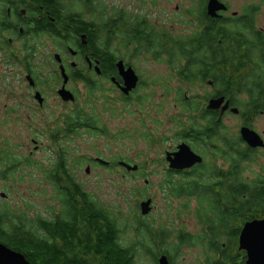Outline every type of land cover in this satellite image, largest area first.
Instances as JSON below:
<instances>
[{
	"label": "rangeland",
	"instance_id": "1",
	"mask_svg": "<svg viewBox=\"0 0 264 264\" xmlns=\"http://www.w3.org/2000/svg\"><path fill=\"white\" fill-rule=\"evenodd\" d=\"M94 1L98 6L89 13L80 0H62L67 10L81 13L86 20L99 21L101 12L104 14V6L106 15L102 19L112 15L114 9L123 10L128 16L138 15L145 18L155 29L168 30L173 36L195 31V14L198 9L204 8L207 2ZM227 2L229 9L223 14L235 16L244 0ZM232 12L236 14L232 15ZM254 28L264 31L263 7L256 14ZM99 36L103 39V34ZM61 44L60 40L55 38L46 40L33 65L38 90L45 96L42 105L28 96V81L24 69L5 62L6 58L0 55V151L2 155L7 156L3 161L14 157L20 162L16 171L8 173L5 178L2 177L1 171L6 168L0 164V209L8 210L12 216H23L27 220L37 217L51 218L59 213V192L51 175H46V171L54 167L56 155L63 147L73 178L95 200L97 206L114 218L120 230L119 242L134 250L136 264H155L152 258L155 245L147 241L149 236L144 229L141 228L139 232L135 230L140 222H145L154 233L165 235L159 250H165L164 247L171 250L170 264H210L209 260H217L218 253L210 252L203 244H188L187 241L179 243V235L190 233L196 239L195 234L205 233L207 229V224L200 221L197 215V195L173 196L162 184L168 177L165 172L167 162L164 159V151L179 142L176 135L179 130L177 122H182L183 128H188L191 121L196 119L191 117L197 115L184 111L183 106L175 101L176 90L178 89L181 95H198L199 99L203 100L204 94L212 87L207 84L189 87L176 78L173 71L176 65L156 60L148 53L134 55L133 58L128 52L130 46H125L122 40L117 38L112 41L116 55L125 63L131 64L142 80L141 88L134 93V101L121 100L119 92L105 78L94 76L98 89L92 94L90 101L87 99L88 89H85L82 81L70 82L69 86L77 93V107L83 113H93L99 131H80L68 138L60 135L59 140L55 142L53 136L57 135L56 129L60 127L71 107L56 93L61 78L58 77V64L54 54L58 53L67 64L71 60V56ZM83 65L84 62L79 60L78 66ZM143 94L146 95L143 97ZM222 118L221 128L224 134L237 137L240 114L235 115L228 111ZM252 124L256 130L264 129V114L254 118ZM195 149L205 155L208 164L213 161L215 165L228 166L221 157L212 160L207 149L199 146ZM96 159H102L108 164L99 163ZM116 161L137 165L138 169L127 170L113 164ZM87 165L88 171L85 170ZM263 168L264 148L242 164V175L248 178L247 180H254ZM179 178L181 176H171L173 181ZM147 198L151 199V209L142 215L139 203ZM174 247L176 253L173 251Z\"/></svg>",
	"mask_w": 264,
	"mask_h": 264
},
{
	"label": "trees",
	"instance_id": "2",
	"mask_svg": "<svg viewBox=\"0 0 264 264\" xmlns=\"http://www.w3.org/2000/svg\"><path fill=\"white\" fill-rule=\"evenodd\" d=\"M80 1L89 13L98 6L94 0ZM221 1L229 7V0ZM6 7L16 14L19 9L28 14H39L37 25L48 27L45 31L58 40L63 39V33L67 34L68 27L71 32H86L88 43L92 45L91 57L100 53L108 60V66H103L105 75L115 72L112 41L119 34L125 45L135 40L140 50L152 58L176 65V73L188 84H201L206 78L210 79L214 96L228 98L230 105L239 109L241 118L252 119L264 111V31L254 28L256 14L264 8V0H244L235 16L210 17L205 7L200 8L195 14L196 30L180 36H173L168 30L155 31L149 22L146 26L144 22L132 24L130 16L123 10L114 9L104 20V6L99 21L86 20L81 13L67 10L62 0H0L1 20L5 17ZM2 28L0 25V31ZM99 34H103V39ZM83 77L78 75L73 79L83 80L88 91L95 92L98 86L94 79ZM183 100L184 111L197 113L191 118H200L193 119L188 128L183 129V136L196 144H204L203 147L209 145L211 156L228 161L229 169H219L215 162L201 163L184 174V181H173L171 176L178 171L167 170L168 177L162 184L173 196L197 195L198 218L207 224L205 233L195 234L196 239L190 233L179 235V243L197 242L216 254L224 252L225 247L220 244L225 240L232 242L243 222L264 216V177L243 178L242 164L253 157L252 150L242 145L239 136L224 134L216 110L205 106L199 109L191 105V101ZM84 116L80 108L67 117L65 115L56 129L57 135L53 136L55 142L60 135L68 138L79 133ZM94 118V115L86 118L85 127L89 133L99 131ZM5 157L6 154L2 155L0 151V164L6 168L1 171L4 178L15 172L20 163L14 157L3 161ZM46 175H51L59 192V213L51 218L27 220L0 209L1 243L23 253L32 264H136L134 250L119 242L120 230L114 218L97 206L73 178L63 147L56 155L54 167L48 169ZM141 228L149 236L147 241L155 245L154 263L159 254H165L170 262L171 250L165 247V250H159L165 235L154 233L145 222H140L135 230L139 232ZM209 263L226 264V258L222 254Z\"/></svg>",
	"mask_w": 264,
	"mask_h": 264
},
{
	"label": "flooded vegetation",
	"instance_id": "3",
	"mask_svg": "<svg viewBox=\"0 0 264 264\" xmlns=\"http://www.w3.org/2000/svg\"><path fill=\"white\" fill-rule=\"evenodd\" d=\"M5 10H6V14H5L4 19H2V20L0 19L1 20L0 25L3 27L2 28L3 30L0 31V55L3 58H6L5 62L11 63L15 66H20L21 69H24L25 78L27 81H28L27 76H29L31 78V81L33 84H30L28 81V87H27V89L29 91L28 96L31 99H35L34 94L36 92H39L40 95L42 96V98L44 97V99H45V96L43 95V93L38 90L37 78L33 74V65L35 64V60L39 56V50L41 49V47L44 46L45 41L50 40L51 38H54V37H53V35H51L45 31V30H49L48 27H46V28L41 27L40 28L37 25V18L40 16L39 14L33 15L30 13L31 14L30 15L24 9H19L17 11V14H16L14 11L12 12L11 8H9V7H6ZM137 16L138 15L130 16L129 19H130L131 23L132 24H141L142 22H144L145 23L144 26H146V22H148V21L145 18H140L139 16L138 17ZM136 21H137V23H135ZM68 29H69V31L67 32V34L63 33V35H64L63 39H59L60 42L62 43L61 44L62 48L65 50V52L67 54H69L71 56V60H69L68 64L66 62H64L63 58L60 56V58H61L60 63L63 65L64 71L68 77L67 81L65 83V88L73 96V100L72 99L62 100L64 103L71 105L69 112L66 113V117L71 115L72 113H75L78 109V107H77L78 105L76 103L77 98H78L77 93H76V90L72 89L69 86L70 82H73L75 80L76 81L77 80L82 81L85 89L87 90L86 83L81 79H73V76L80 75V76H84L83 78H89L90 77L93 79H94V76H95V78H97V77L105 78L106 80H109L111 82L112 87L119 92V94L122 98L121 100H123V101H134V93L137 90H139L142 86L141 85L142 84L141 77L138 74V72L135 70V68L132 67L131 64L125 63L122 59H120L116 55V50L113 48L114 56H115V61H113L114 65L116 64V62L118 60H122L123 63L125 64V66H131L132 67V69L134 70L135 74L138 77L136 86L132 90H130L128 92V94H124L120 90V85L123 84V81L117 72L116 66H115L114 74L105 75L103 73V66H108V64H107L108 60L106 58L104 59L100 53L97 56H95L94 58L91 57L92 45H90L88 43V39H87L88 37H87L86 32L77 33L74 31L71 32L70 27H68ZM154 30L157 31L159 29H155V27H154ZM118 35L119 34H117L115 39L120 38ZM99 38H100V36H99ZM115 39H113V41H115ZM68 43H70V44H68ZM128 45L130 46L129 47L130 50L128 49V52H129L130 56H132L133 58L135 56H139L140 54L142 55V54L147 53L145 51L140 50V48L137 45V43L135 42V40L131 41V42H127V45H125V46H128ZM73 59H75V61ZM79 60H82L84 62L83 66H78ZM95 66L97 67V69L95 68ZM58 71H59L58 77L61 78V84L58 87V89H59L62 86V82H63V79H62V76H61L60 70H59V64H58ZM173 71H174L177 79L186 83L176 73L177 66H174ZM87 76H89V77H87ZM95 84H96V82H95ZM186 84L189 87L196 86V85L201 86L203 84H207V85L211 86L212 89L209 92H207L206 94H204L203 100H200L198 95H196L195 97L188 96L187 94L181 95L180 91L177 89L175 94H174L175 101L180 103V105H182V106L184 105L183 99H185L186 101H191V105H193V106L204 105L206 107L207 102L210 99L223 96V95H215L214 96V87L211 84L210 79H207V78L201 84H193V85L188 84V83H186ZM189 87L187 88V90H189ZM58 89L56 90V93H57V96L60 98V96L57 92ZM88 92H89V98L87 97V99H88V101H90L92 94L94 92H90V91H88ZM145 95L146 94H143V97ZM224 99L228 100V102H229V99L226 98L225 96H224ZM229 106H231L230 102H229ZM212 110H216L218 112V119H219L221 125H222L223 115L228 111L230 112V110H228V109H226L224 112H221L220 108L212 109ZM89 113L86 114V112H85L84 113L86 115V116H84L85 118H81V119L86 121V118H90L93 115V113H90V114ZM230 113H232V112H230ZM262 114H264V111L259 113L257 116L262 115ZM235 115H239V111ZM257 116H255L254 118H256ZM64 118H65V116H64ZM254 118H252V119L250 118L251 120L246 119V118H240L241 121H240L239 130L241 127H247L248 129L255 131L262 138V140L264 142V129H262L260 131L254 129L253 124H252V120ZM196 119H200V118H196ZM94 120H95V118H94ZM85 121L83 122V126L81 127L80 131H84V132L87 131V128L85 127ZM202 123H204V120H202ZM177 125H179V130H178L176 135H177V139L179 140V142H177L173 148H170L169 150H165L164 154L166 152L172 153V152L176 151L177 146L180 143H185L191 148V150L194 153L201 156V158H202L201 163H207L205 160V157H204L205 155L197 152L195 148H196V146H199L201 148H205L209 151L208 154L211 156L209 145H206L203 147L202 145H204V144H202V145L196 144L190 138L184 137L183 136V129H187V128H183L182 122H179V121L177 122ZM239 130H238L237 136H239ZM241 141L243 142L242 143L243 146H247L248 148H250L252 150L253 156H254L255 152L264 148V146L254 147V148L249 147L245 141H243L242 139H241ZM211 158H212V160L215 161L217 157L214 158L213 156H211ZM251 159H249V160H251ZM96 160L99 161V163H103L105 165L108 164V162L107 163L102 162V161H100V159H96ZM249 160H247V161H249ZM247 161H243V163L247 162ZM224 162L228 163L227 167H223V166H219V165H216V166L219 167V169L223 168L225 170H228L229 169V162L225 161V160H224ZM118 163H119V161L113 162V164H115L117 166L119 165ZM201 163H198V164L196 163L192 167H189L187 169H182V170H176V169H171L169 167H166L165 171H167V170L178 171V172H175V174L173 172L172 175L181 176V178L177 179L176 181H184V180H186L183 178L184 174H187V173L191 172L192 170H195L197 168V165H199ZM210 164H214V163H210ZM110 165H112V164L110 163ZM119 167H120V165H119ZM86 168H88V170H89V165H87ZM258 175H259L258 177H264V168L262 169V171ZM243 178H244V176H243ZM244 179H248V178H244ZM260 218H264V216L260 217ZM243 223L241 224L240 229H241ZM239 232H240V230H239ZM239 232H238V235H239ZM238 235L233 238L232 242H227L225 240L220 244L221 247H223V248L225 247V250H224V252H219L218 256L220 257L223 254V256H225V258H226V264H246V260H247L246 251L238 248Z\"/></svg>",
	"mask_w": 264,
	"mask_h": 264
},
{
	"label": "water",
	"instance_id": "4",
	"mask_svg": "<svg viewBox=\"0 0 264 264\" xmlns=\"http://www.w3.org/2000/svg\"><path fill=\"white\" fill-rule=\"evenodd\" d=\"M206 14L210 17H218L219 11L227 10V6L220 0H207L205 6ZM235 15L236 12H232ZM55 60L59 63V70L62 76V86L58 89V94L62 100H73L72 94L66 90L65 83L67 75L64 71L63 65L60 63L61 58L59 54L54 55ZM119 76L122 78L123 84L120 85V90L124 94H128L137 83L138 77L131 66H125L122 60H118L115 64ZM97 69V67L95 66ZM30 84H33L31 78L27 76ZM34 98L39 104L42 103L43 98L39 92L34 94ZM208 109L220 108L221 112L229 109L230 112L236 114L237 107H230L228 100L224 96L212 98L207 102ZM240 137L247 143L249 147H262L264 142L262 138L253 130L247 127H241L239 130ZM165 160L168 162V167L171 169L182 170L192 167L196 163H201L200 155L194 153L191 148L185 144L180 143L177 150L165 153ZM102 161V160H101ZM127 170H136L137 165H130L125 162H120ZM88 171V168H86ZM140 213L147 214L151 209V199L147 198L139 203ZM238 248L246 251V264H264V218H254L245 221L240 229L238 235ZM0 264H32L23 253L16 251L0 242ZM157 264H170L165 254H161L157 259Z\"/></svg>",
	"mask_w": 264,
	"mask_h": 264
},
{
	"label": "bare ground",
	"instance_id": "5",
	"mask_svg": "<svg viewBox=\"0 0 264 264\" xmlns=\"http://www.w3.org/2000/svg\"><path fill=\"white\" fill-rule=\"evenodd\" d=\"M83 27V26H82Z\"/></svg>",
	"mask_w": 264,
	"mask_h": 264
}]
</instances>
